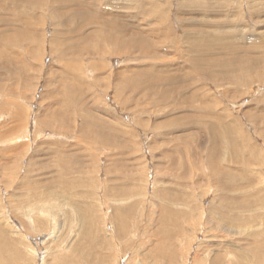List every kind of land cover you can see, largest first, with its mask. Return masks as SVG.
<instances>
[{"label": "rangeland", "instance_id": "obj_1", "mask_svg": "<svg viewBox=\"0 0 264 264\" xmlns=\"http://www.w3.org/2000/svg\"><path fill=\"white\" fill-rule=\"evenodd\" d=\"M0 5L8 264H264V0Z\"/></svg>", "mask_w": 264, "mask_h": 264}, {"label": "bare ground", "instance_id": "obj_2", "mask_svg": "<svg viewBox=\"0 0 264 264\" xmlns=\"http://www.w3.org/2000/svg\"><path fill=\"white\" fill-rule=\"evenodd\" d=\"M2 1V3H3V5L5 4V0H1ZM87 1V0H86ZM80 2H84L85 3V1H80ZM132 2V1H131ZM73 3V2H72ZM93 3V2H92ZM82 4V3H81ZM90 5H91V3H89ZM120 4V3H119ZM118 4V5H119ZM133 4V3H132ZM160 4V3H159ZM76 6V5H75ZM130 6V5H129ZM1 7H2V5H0V9H1ZM90 7V6H89ZM133 7H134V5H133ZM113 8V7H112ZM77 9H79V7L77 8ZM115 9V8H114ZM125 9H129V8H125ZM70 10V9H69ZM80 10V9H79ZM78 10V11H79ZM86 10V9H85ZM89 10V9H88ZM87 10V11H88ZM94 10V9H93ZM96 11V10H95ZM110 12V11H109ZM86 13V12H85ZM85 13H83V14H85ZM148 13H150V11L148 12ZM148 13H147V15H148ZM78 14V13H77ZM89 14H90V12H89ZM152 14V13H151ZM146 15V14H145ZM16 16V15H15ZM52 16V15H51ZM110 16H111V14H110ZM244 16V15H243ZM52 17H54V16H52ZM70 17V16H69ZM72 17V16H71ZM73 17H75L74 15H73ZM77 17V16H76ZM76 17H75V19H76ZM81 17V16H80ZM79 17V18H80ZM57 19V18H56ZM65 20V19H64ZM81 20V19H80ZM66 21V20H65ZM70 21H74L73 19L72 20H70ZM77 21H78V19H77ZM98 21V20H97ZM61 22V21H60ZM82 22V21H81ZM112 22V21H111ZM113 23V22H112ZM71 24V23H70ZM73 24V23H72ZM97 24V23H96ZM99 24V23H98ZM232 24V23H231ZM132 25V24H131ZM62 26V25H61ZM70 26V25H69ZM76 26V25H75ZM78 26V25H77ZM87 26V25H86ZM89 26V25H88ZM102 26V25H101ZM106 27H107V25H105ZM117 26H120V25H117ZM171 26V25H170ZM222 26H224V25H222ZM13 27H15V26H13ZM97 27V26H96ZM104 27V26H103ZM120 27H122V26H120ZM204 27V26H203ZM229 27H230V25H229ZM231 27H233V26H231ZM16 28V27H15ZM14 28V29H15ZM23 28V27H22ZM78 28V29H77ZM86 27L84 26V25H79V27H76V29H77V32L79 31V32H81V31H83L84 29H85ZM91 28V27H90ZM113 28V27H112ZM209 28H211V27H209ZM25 29H27V28H25ZM70 29V28H69ZM73 29V31H76V29L75 28H72ZM75 29V30H74ZM100 29V28H99ZM126 29V28H125ZM202 29V28H201ZM217 29H219V28H217ZM230 29V28H229ZM243 29V28H242ZM4 30V29H3ZM66 30V29H65ZM67 30H68V28H67ZM110 30H112V29H110ZM131 30H132V28H131ZM130 30V31H131ZM211 30V29H210ZM69 31V30H68ZM99 31V30H98ZM129 31V30H128ZM138 32L140 31V30H137ZM154 31V30H153ZM95 32V31H94ZM116 32V31H115ZM216 32H218V31H216ZM6 33V32H5ZM72 33V32H71ZM79 34V33H78ZM80 34H83V33H80ZM87 34V33H86ZM85 34V35H86ZM91 34V33H90ZM99 34H101L100 32H99ZM132 34V33H131ZM74 35H76V34H74ZM84 35V36H85ZM231 35V34H230ZM71 36V35H70ZM78 36L79 35H77V37L76 36H74L76 39L78 38ZM87 36H89V35H87ZM107 36H109V35H107ZM150 36H152V35H150ZM206 36V35H205ZM11 37V36H10ZM73 37V36H72ZM83 37V36H82ZM137 37H139L138 35H137ZM219 37V36H218ZM227 37V36H226ZM88 38V37H87ZM86 38V39H87ZM106 38V37H105ZM108 38V37H107ZM132 38V37H131ZM79 39V38H78ZM80 39H82L81 37H80ZM93 39V38H92ZM129 39V38H128ZM133 39V38H132ZM190 39V38H189ZM195 39V38H194ZM196 39H199V38H196ZM205 39H206V41H208V38L207 37H205ZM204 39V40H205ZM221 39V38H220ZM219 39V40H220ZM226 39V38H225ZM89 40V39H88ZM107 40V39H106ZM193 40V39H192ZM210 40V39H209ZM214 40V39H213ZM224 40V39H223ZM227 41H229L228 39H226ZM235 40H238V38H236ZM253 40V39H252ZM68 41V40H67ZM70 41V40H69ZM75 41H77V40H75ZM216 41V40H215ZM226 41V42H227ZM232 41H234V40H232V39H230V42H232ZM264 41V40H263ZM58 42V40L56 41V43ZM63 42V41H62ZM65 42V41H64ZM63 42V43H64ZM111 42V41H110ZM112 42H114V40L112 41ZM196 42H198V41H196ZM214 42V41H213ZM220 42H223V41H221L220 40ZM219 42V43H220ZM237 42V41H236ZM59 43V42H58ZM57 43V44H58ZM66 43V42H65ZM69 43V42H68ZM83 43V42H82ZM87 43H89V42H87ZM208 43V42H207ZM215 43V42H214ZM217 43V42H216ZM234 43V42H233ZM80 44V43H79ZM119 44V43H118ZM135 44V43H134ZM153 44V43H152ZM188 44V43H187ZM229 44V43H228ZM253 44V43H252ZM67 45V44H66ZM157 45V44H156ZM194 45H195V43H194ZM202 45V44H201ZM205 45H207V44H205ZM220 45H223V44H220ZM227 45V44H226ZM230 45V44H229ZM249 45V44H248ZM254 46H255V44H253ZM68 46V45H67ZM119 46V45H118ZM134 46V45H133ZM139 46V45H138ZM144 46V45H143ZM187 46H189V45H187ZM191 46V45H190ZM198 46H200V45H198ZM211 46H213V45H211ZM217 46V45H216ZM69 47V46H68ZM68 47H66V48H68ZM127 47H129V46H127ZM148 47V46H147ZM157 47V46H156ZM193 47V46H192ZM191 47V48H192ZM209 47H210V45H209ZM235 47H237V46H235ZM52 48V47H51ZM75 48V47H74ZM121 48V47H120ZM138 48V47H137ZM190 48V47H189ZM189 48L187 49V50H189ZM204 49H205V46L203 47ZM215 48H217V47H215ZM227 48H229V46L228 47H224V48H221L222 50L224 49V50H226ZM263 48V47H262ZM75 49H77V48H75ZM100 49V48H99ZM155 49V48H154ZM66 51H67V49H65ZM78 50V49H77ZM76 50V51H77ZM88 50V49H87ZM141 50V49H140ZM213 50V49H212ZM211 50V51H212ZM220 50V49H219ZM75 51V50H74ZM98 51H100V50H98ZM190 51H192V50H190ZM189 51V52H190ZM196 51V50H195ZM207 51V50H206ZM79 52V51H78ZM94 52H95V50H94ZM97 52V51H96ZM122 52V51H121ZM120 52V53H121ZM188 52V51H187ZM193 52H194V50H193ZM202 52V51H201ZM209 52V51H208ZM225 52V51H224ZM223 52V53H224ZM103 53V52H102ZM153 53V52H152ZM192 53V52H191ZM190 53V54H191ZM222 53V52H221ZM77 54V53H76ZM200 54H202V53H200ZM218 54H220V53H218ZM88 55H91V53L90 54H88ZM206 55V54H205ZM92 56H95V55H92ZM192 56H194V55H192ZM212 56V55H211ZM217 56V55H216ZM219 56V55H218ZM217 56V57H218ZM79 58V57H78ZM153 58V57H152ZM182 58V60H184V58H185V56H182L181 57ZM195 58V57H194ZM204 58V57H203ZM211 59V58H210ZM173 60V59H172ZM194 60V59H193ZM209 61H211V60H209ZM225 60H223V62H224ZM227 61V60H226ZM229 61V60H228ZM188 62V61H187ZM195 62V61H194ZM217 62V61H216ZM182 63V62H181ZM191 63V62H190ZM189 63V64H190ZM213 63H215V62H213ZM212 63V64H213ZM222 63V62H221ZM184 64V63H183ZM227 64H228V62H227ZM179 65V64H178ZM182 65V64H181ZM209 65H211V63L209 64ZM182 67H183V65H182ZM192 67V66H191ZM193 69V68H192ZM191 69V70H192ZM226 69V68H225ZM252 69H254V68H252ZM207 70V69H206ZM260 70V69H259ZM264 70V69H263ZM170 71V70H169ZM181 72V71H180ZM206 72V71H205ZM208 72V71H207ZM214 73V72H213ZM213 73H211L212 75H213ZM216 73V72H215ZM163 74V73H162ZM172 74V73H171ZM204 75V74H203ZM216 75H218L217 73H216ZM225 75V74H224ZM230 74H228V76H229ZM201 76V75H200ZM200 76H198V77H200ZM206 76V75H205ZM211 76V75H210ZM187 77V76H186ZM192 78V77H191ZM195 78V77H194ZM208 78H209V75H208ZM227 78V77H226ZM148 79V78H147ZM193 79V78H192ZM199 79V78H198ZM158 81V80H157ZM183 81V80H182ZM190 81H192V80H190ZM213 82H214V80H212ZM215 81H217V80H215ZM219 81V80H218ZM154 82H156V81H154ZM196 82V80L193 82V83H191V84H194ZM206 82H209V81H206ZM169 84V83H168ZM217 84V83H216ZM149 85V84H148ZM159 85V84H158ZM186 85V84H185ZM171 86L172 85H170V88H171ZM189 86V85H188ZM191 86H195V85H191ZM135 87H137V86H135ZM157 87H159V86H157ZM183 87V86H182ZM190 87V86H189ZM156 89H158V88H156ZM135 90H136V88H135ZM179 90V89H178ZM181 90V89H180ZM179 90V91H180ZM164 91V90H163ZM176 90H174L173 92H175ZM158 92H161V91H158ZM171 92V91H170ZM169 92V93H170ZM142 93V92H141ZM197 93V92H196ZM157 94H160V93H157ZM162 94V93H161ZM163 95H165V94H163ZM67 96V95H66ZM159 98H161V96L159 97ZM163 98V97H162ZM194 104V103H193ZM199 104H200V102H199ZM150 105V104H149ZM199 106V105H198ZM190 107H192V106H190ZM195 110H197V109H195ZM188 115V114H187ZM192 115V114H191ZM210 116V115H209ZM188 117V116H187ZM59 118V117H58ZM60 119V118H59ZM91 119V118H90ZM210 125V124H209ZM68 126V125H67ZM62 127V126H61ZM220 128V127H219ZM84 129V128H83ZM210 129H212L213 131H215V128L213 127L212 128V126L210 127ZM224 129H225V131L228 129V127H224ZM99 130V129H98ZM103 130V129H102ZM105 132V131H104ZM106 133V132H105ZM114 133V132H113ZM111 134V133H110ZM232 134V133H231ZM93 135V134H92ZM218 137V136H217ZM214 138L216 139V136H214ZM112 139V138H111ZM106 140V139H105ZM109 142V141H108ZM117 190V189H116ZM188 197V196H187ZM75 198H77V197H75ZM69 199H71L70 197H69ZM34 201H36V200H34ZM178 201H179V199H178ZM76 205V204H75ZM183 206V205H182ZM186 206V205H185ZM75 209V208H74ZM221 214H223V213H221ZM220 214V215H221ZM91 215V214H90ZM41 216V215H40ZM89 216V215H88ZM87 216V217H88ZM85 217H86V215H85ZM254 217V216H253ZM36 218V217H35ZM89 219V218H88ZM116 220V219H115ZM30 221V220H29ZM35 221V220H34ZM53 221V220H52ZM31 222V221H30ZM92 222L94 223V221L92 220ZM116 222V221H115ZM29 224H31V223H29ZM91 224V223H90ZM118 224V223H117ZM116 224V225H117ZM88 225V224H87ZM94 225V224H93ZM89 226H91V225H89ZM116 227V226H115ZM117 227L119 228V226L117 225ZM122 227V226H121ZM118 228H117V230H118ZM147 228V227H146ZM119 229H121V228H119ZM89 230V229H88ZM87 230V231H88ZM114 230H115V228H114ZM116 230V231H117ZM122 230V229H121ZM124 230V229H123ZM168 230V229H167ZM50 231V230H49ZM85 232V231H84ZM89 232H91V231H89ZM88 232V233H89ZM87 233V232H86ZM94 233H96V232H94ZM118 233V232H117ZM120 233H122L121 234V236L124 234V231H122V232H120ZM115 234V233H114ZM89 235L91 236V234L89 233ZM116 235V234H115ZM117 236V235H116ZM120 236V235H119ZM118 238V237H117ZM123 238V237H122ZM113 240V239H112ZM4 241V240H3ZM108 241H109V239H108ZM4 243V242H3ZM8 245H10V244H8ZM6 247H8V246H6ZM8 249V248H7ZM13 249V248H12ZM157 251H159V254H160V261H162L163 263H164V261L167 259V263L168 264H170L171 262H172V259L174 258V254H173V256L172 257H168V258H164V252H163V249L162 248H160L159 247V249H157V250H152V251H150L149 253H148V255H154ZM15 252V251H14ZM31 252H32V250H31ZM11 253V252H10ZM76 253V252H75ZM87 253V252H86ZM91 254V253H90ZM167 255V254H166ZM216 255H218V254H216ZM4 256V255H3ZM124 256V255H123ZM169 256V255H168ZM153 257V256H152ZM5 258V257H4ZM1 255H0V264H8L7 262H6V260L4 259ZM11 258H13V257H11ZM15 258V257H14ZM157 258V257H156ZM239 258V257H238ZM241 258H243V256L241 257ZM85 259V258H84ZM219 259V258H218ZM94 260V259H93ZM96 260H97V258H96ZM108 260V259H107ZM176 260V259H175ZM212 260V259H211ZM13 261H14V259H13ZM87 261V260H86ZM95 261V260H94ZM213 261V260H212ZM216 262H217V260H215ZM104 262H106V261H104ZM108 262V261H107ZM211 262V261H210ZM97 263H98V261H97ZM100 263V262H99ZM98 263V264H99ZM214 263V262H213ZM91 264V263H90ZM94 264H95V262H94ZM102 264V263H101ZM110 264V263H109ZM128 264H141V262L140 261H136V260H129V262H128Z\"/></svg>", "mask_w": 264, "mask_h": 264}]
</instances>
